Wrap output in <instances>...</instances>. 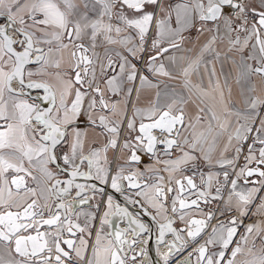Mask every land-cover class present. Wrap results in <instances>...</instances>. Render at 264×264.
<instances>
[{"label":"snow or ice","instance_id":"1","mask_svg":"<svg viewBox=\"0 0 264 264\" xmlns=\"http://www.w3.org/2000/svg\"><path fill=\"white\" fill-rule=\"evenodd\" d=\"M0 17V264H149L150 230L139 214L112 195L95 201L103 189L78 179L109 184L152 215L162 264L185 252L176 264H264V118L256 112L264 107V0H0ZM190 29L209 33L194 57ZM221 56L246 90L244 111L227 77H217ZM159 77L182 90H161ZM30 89L43 90L46 107L30 102ZM142 94L147 105L138 107ZM89 129L104 142L86 151ZM141 153L163 165L146 166L147 180ZM197 161L209 167L199 186L183 174ZM85 205L104 208L94 240L97 214ZM114 216L126 226L114 227Z\"/></svg>","mask_w":264,"mask_h":264},{"label":"flooded vegetation","instance_id":"2","mask_svg":"<svg viewBox=\"0 0 264 264\" xmlns=\"http://www.w3.org/2000/svg\"><path fill=\"white\" fill-rule=\"evenodd\" d=\"M5 22V17H0V23H4ZM195 32V30H194ZM40 95H42L40 92H37V96L36 98L39 99ZM27 98H29L27 96ZM30 102H34L36 104H39L36 100L34 101L32 98H29ZM130 108V107H129ZM129 114H131V112H129ZM86 127V125H85ZM127 133L122 130L121 132V136L123 137L124 135H126ZM89 141L92 142L93 146H102L103 142H104V137L102 135L99 134V130H97V132L93 133L91 132L89 135ZM123 141L121 140V143ZM247 143H251V140L249 139V141ZM247 143L244 144L243 148H242V152L240 157L237 159V166L238 167H242L244 165V156L247 154ZM87 151V149H86ZM103 155V154H102ZM108 159L109 161H111V167L115 168V153H113L111 150H109L108 152ZM143 163L141 165H139V170L141 172H144V177L142 179L147 180L148 177L150 175H152L151 173L146 171V166H151V167H160L162 168L163 165H156L155 161L148 155H145L143 153L140 154ZM157 155L161 158L164 159V153L162 151H159L157 153ZM175 155H178L177 153H175ZM196 164L198 165V167H193V166H189L186 171L183 174H193V178L195 180V183L199 186L200 185V174H201V162L197 161ZM62 166V160L57 164V165H52L51 167L56 168V167H61ZM229 171L231 172V169H229ZM165 176H167L166 173H161ZM180 173H177V178H179ZM220 179L223 180V176L221 174ZM252 179V177L250 178V180ZM259 179V178H258ZM29 184L32 186H35L33 184V182L29 179ZM79 183H89V184H95L97 187V191H99L100 189H103L104 194L103 195H97L95 198V201H99V200H103L106 201L107 200V196L108 195H112L113 197V201L114 203H118L121 205V207H127L129 209L130 212L134 213V214H139V218L141 219L142 222H144L148 227H149V232L146 235V238L148 239V246L146 248L148 255H147V261L149 262V264H162V262L160 261V258L157 255V237H155L154 235V230L156 229V227H158L157 222L155 220L152 219V215L151 214H144V209L141 207V205L139 203L137 204H132V203H128L125 199H124V195H122L119 192H116L115 190H113L109 184H100L99 181H95V180H89V181H85L83 179H78ZM241 183L243 184V181L241 180ZM125 188H127V181L124 182ZM251 184H249L250 187ZM257 187H259V185H256ZM134 190H129L128 194H132ZM213 193L215 191V189H212ZM264 195V192L259 193L258 195ZM88 195H91V193H88ZM190 196V194H185ZM227 195V190L224 192V196L226 197ZM193 197H195L193 195ZM139 199V198H137ZM95 201H93V205L95 204ZM259 202V201H257ZM41 203H43V201H41ZM218 204H222L221 201H217V202H213L211 205H209V207L211 208H215ZM169 207H170V201H169ZM201 207H204L203 204H201ZM104 208L103 205H101V208L99 210H97L94 206L93 207H89L87 205L83 206L82 211L84 212H91V213H96L97 214V219H95L92 223L95 226L92 230V239L94 240L95 238V229L99 227V215H102ZM208 208H205V211H207ZM235 214V213H233ZM75 219V218H74ZM255 219V217H253L251 214H249L248 217H245L243 219V223L244 225L253 222V220ZM81 224L84 223V217L81 216L80 221ZM112 222H113V226L115 227L116 224H119L120 227H125L126 226V222L123 221L120 217H113L112 218ZM216 221H212V224H215ZM183 224L180 223L179 220L176 221V224L174 226H181ZM108 231L107 226H105V232ZM208 231H211V227H209ZM239 231L242 233L244 231L243 226L240 227ZM79 235V234H78ZM169 234L167 236V239H169ZM77 243H79V241L77 240ZM66 247V246H65ZM190 250V249H189ZM89 254H90V249H89ZM132 253H130L131 255ZM183 255H186L185 253H181V254H177L175 256H177L175 258V260L182 258Z\"/></svg>","mask_w":264,"mask_h":264},{"label":"crops","instance_id":"3","mask_svg":"<svg viewBox=\"0 0 264 264\" xmlns=\"http://www.w3.org/2000/svg\"><path fill=\"white\" fill-rule=\"evenodd\" d=\"M163 2L166 5H174L175 3L179 2V0H163ZM258 3V0H257ZM163 15V14H161ZM172 25L175 27V17L173 16L172 19ZM186 36H188V38L193 41L192 45H189V47H192V52L187 53V55L189 56H195L197 51L199 50V43H196L197 41L199 42H203L205 37H207L209 35V33L205 32L203 36H198L196 31L194 32V29H190L188 32L185 33ZM241 36L243 37V34H241ZM235 37V33H233V38ZM251 43V42H250ZM217 49L221 52H224L227 48V37H222L221 41H218L217 45H216ZM175 54L177 57L184 55L185 53L183 52H179V53H169V55ZM230 56H234V58L238 59V56L235 54L230 53ZM245 55H247V52H245ZM204 59L206 61L208 60H212V55L211 54H206ZM166 64L168 63V61L165 59L164 61ZM215 69H216V73H217V77L220 79L221 84L224 83L225 77H227L228 79V83L229 85L232 87L233 89V99L236 101V107L241 109V111L245 110V105L241 102L242 99L246 98V90L243 89L240 85L236 84L235 82V68L232 65L230 60H225V58L223 56H221L219 61H215ZM35 67V66H33ZM211 67V66H210ZM49 71H56L55 69H49ZM201 74H203L204 69L203 67H201L200 69ZM157 79L159 80V87L161 90H164L165 87L167 86L168 90L171 89H176L177 91H181V82L179 80H168L165 77H159V78H153V82L156 83ZM193 80L195 82H199V78L198 77H193ZM138 83V82H137ZM204 86L207 87L208 81L207 78L205 77L204 81ZM255 94H260V85L257 83V92ZM151 95L154 96L155 95V89L151 90ZM227 95V92H226ZM133 99H135V93H133ZM147 105V94H142L140 97V100L137 104L138 107H145ZM129 107L131 108V105H129ZM256 112L260 115L261 118H264V107L258 108L256 110ZM257 124H259V120L256 121ZM91 129H89V133H91ZM224 140H226V137L220 142L219 147L222 148L223 146V142ZM88 145H92V142L88 140V144H86V149L88 147ZM226 155L231 158L234 155L233 151H229L228 153H226ZM214 156H218V151L216 153H214ZM202 164V171L205 172V175H207L208 171H209V167L203 162L200 161ZM237 162V160H236ZM218 169L213 168L212 171H217ZM241 183V182H240ZM241 185H243L241 183ZM249 186V185H248ZM252 185H250L251 187ZM262 196H264L262 194ZM227 197V195H226ZM258 203V202H257ZM255 210V208L253 207V211Z\"/></svg>","mask_w":264,"mask_h":264},{"label":"water","instance_id":"4","mask_svg":"<svg viewBox=\"0 0 264 264\" xmlns=\"http://www.w3.org/2000/svg\"><path fill=\"white\" fill-rule=\"evenodd\" d=\"M0 24H3V23H0ZM37 92H40L42 95H40V97H39V99L38 98H36V96H37ZM43 95H44V93H43V90L42 89H30V90H28L27 91V96L29 97V98H32L34 101L36 100L39 104L38 105H40V107L41 108H43V107H46V102L43 100ZM186 175H189V176H192L193 174H186ZM193 177V176H192ZM194 179V178H193ZM251 180H258V177H252V179ZM195 181V180H194ZM187 194V193H186ZM189 197V199H192V198H195V197H193V195H190V196H188ZM179 227H183V225H181V226H179ZM154 235H155V237H157L158 236V227H156V229L154 230ZM170 236H169V239L168 240H172L173 239V237L171 236V234H169ZM177 256H175L174 255V257L172 258V261H171V264H176V261H178V260H180V259H176L175 260V258H176ZM138 259V261L141 259L140 257H138L137 258Z\"/></svg>","mask_w":264,"mask_h":264},{"label":"rangeland","instance_id":"5","mask_svg":"<svg viewBox=\"0 0 264 264\" xmlns=\"http://www.w3.org/2000/svg\"><path fill=\"white\" fill-rule=\"evenodd\" d=\"M177 154L179 155V153H177ZM201 168H202V165H201ZM201 172L205 174V172H203L202 169H201ZM205 176H206V175H205Z\"/></svg>","mask_w":264,"mask_h":264}]
</instances>
